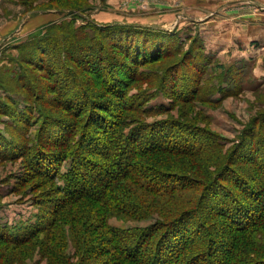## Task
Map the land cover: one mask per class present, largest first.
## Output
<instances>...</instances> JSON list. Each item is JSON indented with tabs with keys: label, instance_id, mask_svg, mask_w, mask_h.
<instances>
[{
	"label": "trees",
	"instance_id": "trees-1",
	"mask_svg": "<svg viewBox=\"0 0 264 264\" xmlns=\"http://www.w3.org/2000/svg\"><path fill=\"white\" fill-rule=\"evenodd\" d=\"M88 23L99 32L97 40L88 36L80 39L78 31L64 30L60 40H49L47 46H29L33 56L23 59L28 64L46 68L53 75L46 57L43 60L47 61L46 67L34 63L41 55L33 50L38 48L36 50L42 54L45 49L50 55L49 48L54 47L55 56L64 53L65 58L57 63L64 76L59 83L67 79L74 86V93H64L62 100L55 99L51 104L77 120H69L66 125L65 117L44 110L38 147L21 150L16 155L12 151L15 157H25L39 177L53 184L61 181L62 187L57 185L61 196L50 203L55 204L46 216L30 225L23 234L17 231L14 236L0 229V242L23 245L35 235L44 234L46 238L53 235L52 243L58 246L57 236L61 239L63 224L73 232L71 242L79 264H264V185L252 184V179L236 168L249 164L264 178L261 171L264 170V150L259 151L262 157L259 161L257 155L252 158L256 152L249 146L246 149L241 146L226 159L218 156L223 145L213 133L202 135L191 125L180 122L140 124L138 115L166 112L162 108L146 107L152 97L144 92L129 95L132 85L149 80L139 71L140 66L172 60V64L164 67L160 80L161 86L166 85L172 69L181 64L176 62L179 50L146 37L147 33L156 32L150 27L127 23L98 26L90 20ZM139 34L145 35L140 40L141 48L130 40ZM67 36H72L71 45ZM107 45H110L108 49L111 47V56L107 55ZM63 47L65 52H61ZM118 52L126 56L121 61L116 59L120 56ZM72 61L77 68H72ZM121 67L125 71L119 75ZM87 72L94 78L101 75L98 83L105 86L118 103L94 101L87 89L88 82L80 76ZM198 72L200 75L192 80L193 87L188 91L181 89L186 91L184 95L173 91L174 101L200 96L202 72ZM54 73L58 76L59 71ZM102 113L109 117V123L101 127L97 121L104 118ZM14 116L19 115L15 112ZM54 118L59 125L53 123L54 126L45 128V123ZM128 123L131 125L126 127ZM53 127L60 131L57 143H52L55 136L50 137ZM99 128H103L101 132L106 137L101 141ZM44 130L51 132L43 134ZM200 134L202 137L198 138ZM194 138H197L195 142ZM256 142V148L264 146L263 138L258 137ZM87 156L95 157V162L88 161ZM67 159H72V164L61 173L60 166ZM207 167H216L215 173L208 172ZM111 219L124 223L150 219L153 222L143 228L121 229L110 226ZM90 220L92 223H87ZM89 231L100 232L101 245L83 251ZM61 245L63 248V243ZM48 256L49 259L54 257Z\"/></svg>",
	"mask_w": 264,
	"mask_h": 264
},
{
	"label": "rangeland",
	"instance_id": "rangeland-1",
	"mask_svg": "<svg viewBox=\"0 0 264 264\" xmlns=\"http://www.w3.org/2000/svg\"><path fill=\"white\" fill-rule=\"evenodd\" d=\"M69 9H73V12ZM239 13L246 17L264 19V0H0V229H6L14 236L17 231L20 235L23 234L30 225L46 216L47 211L55 204L50 203L61 196L57 192V185L62 187L61 181L56 180V184H53L48 179L39 177L25 157H15L12 151L16 155L21 150L25 152L38 147L45 119L44 110L52 115L65 117L63 121L66 125L69 120H77L66 116L51 104L55 99L62 100L64 93H74V86L67 79L59 83L64 76L57 63L59 59L65 58L64 53L60 57L55 56L54 47L49 48L50 55L45 49L42 51L44 54H40L36 50L38 48L33 50L42 56H38L39 60L34 63L45 67L46 64L49 65L54 72L59 71L60 77L54 72L56 77L51 75L46 68L37 64H28L23 59L33 56L29 46H47V42L56 41L57 38L60 40L64 30L70 33L78 31L81 36L77 38L80 39L88 36L97 40L99 32L89 26V20L98 26L127 23L150 27L156 29V32L147 33L148 36L144 33L146 37L167 43L172 50H179L176 62L181 64L172 69L166 85L161 86L160 80L164 67L172 60L164 59L140 66L142 68L139 71L149 77V80L132 85L128 89L129 95L144 92L152 97L146 107L166 110L162 114L138 115L140 124L161 122L169 125L180 122L191 125L197 132L201 131L202 135L209 132L219 137L223 146L219 149L218 156L223 155L227 159L241 146L245 149L249 146L256 152L252 158L257 155V160H262L259 151L264 150V146L256 148L255 145L258 137L264 139V45L258 43L257 49L249 55L243 48H236L234 45L232 50L226 49L227 46L224 50L223 40L218 39V24L223 19L233 21L232 17ZM144 34L131 37V42L141 48L140 40L142 36L145 37ZM257 34L263 35L264 30L258 29ZM68 37L70 42L66 40V44L72 43V36H67L66 39ZM42 39L46 41L41 44L39 41ZM125 45L129 46L127 43ZM108 46L110 45L106 46L107 49ZM109 49L107 55L111 56ZM62 51L65 52L66 49L63 47ZM123 53L118 52L120 56L116 59L123 60L126 57ZM45 57L48 62L43 61L46 60ZM64 62H67L66 59ZM72 62L70 64L75 69V63ZM124 69L118 68L119 75ZM199 70L202 72L199 78L202 89L200 96L187 101H174L173 91L184 95L193 87L192 80L200 75L197 74ZM88 73H81L80 76L83 81L88 82L87 89L94 101H107L111 105L118 103L119 100L113 98L110 91L98 83L101 75L96 79ZM183 87L186 91L181 90ZM73 102L77 103V100L74 99ZM15 112L18 113V118H15ZM102 114L104 118L97 121L101 127L109 123V117ZM56 121L57 118H54L52 122L45 123V128L58 124ZM130 125L128 123L126 127ZM99 129L98 137L101 141L106 137L101 132L103 128ZM44 131L43 134L48 133L47 130ZM59 135V128L56 130L53 127L50 137L55 138L52 143H57L55 140ZM87 157L88 161L96 160L93 156ZM71 164L72 159L63 161L60 172H66ZM236 168L252 179V184L264 185V178L256 171V167L247 164ZM215 170L216 167H207L210 173H215ZM93 218L92 215L91 219ZM152 222L153 219L126 223L111 219L109 225L121 229L143 228ZM87 223L92 222L90 220ZM61 229V239L60 235L57 236L58 246L52 243L53 235L46 238L44 234L35 235L23 245L0 242V264H79V256L71 242L73 232L67 225L61 224ZM96 233L89 231L85 235L83 251L89 250L91 246L101 245L102 235L99 231ZM50 254L55 259H49Z\"/></svg>",
	"mask_w": 264,
	"mask_h": 264
},
{
	"label": "crops",
	"instance_id": "crops-1",
	"mask_svg": "<svg viewBox=\"0 0 264 264\" xmlns=\"http://www.w3.org/2000/svg\"><path fill=\"white\" fill-rule=\"evenodd\" d=\"M235 17H232L233 21L223 19L218 24V35H220L218 39L223 40L222 46L224 50L225 46H227L226 49L229 48L231 50L233 49L232 47L236 46V48H243L250 55L252 51L257 49L258 43L264 45V34H257L258 29L264 30V19L254 16L246 17L245 14L240 13ZM256 24L262 26H257Z\"/></svg>",
	"mask_w": 264,
	"mask_h": 264
}]
</instances>
